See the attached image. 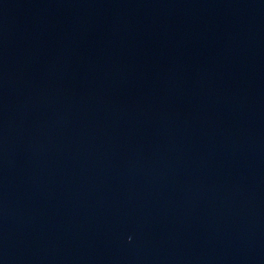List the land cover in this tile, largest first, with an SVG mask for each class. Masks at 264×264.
<instances>
[{"label":"water","instance_id":"water-1","mask_svg":"<svg viewBox=\"0 0 264 264\" xmlns=\"http://www.w3.org/2000/svg\"><path fill=\"white\" fill-rule=\"evenodd\" d=\"M0 264H264V0H0Z\"/></svg>","mask_w":264,"mask_h":264}]
</instances>
